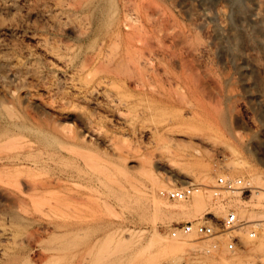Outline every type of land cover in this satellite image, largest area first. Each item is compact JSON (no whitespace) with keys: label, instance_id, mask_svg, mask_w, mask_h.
<instances>
[{"label":"rangeland","instance_id":"1","mask_svg":"<svg viewBox=\"0 0 264 264\" xmlns=\"http://www.w3.org/2000/svg\"><path fill=\"white\" fill-rule=\"evenodd\" d=\"M54 1L13 0L14 7H8L0 0V161L16 155L28 159L59 155L56 163L28 171L37 180H45L51 172L72 176V214L74 222H78L75 226L81 229L82 225V229L77 231L79 237L68 264H111L108 252L112 244L104 240L115 229L112 236L117 240L114 245L121 259L119 264H165L170 258L173 264H228L235 257L251 256L254 264H264L260 260L264 250H252L261 224L256 225L255 240L242 235L244 251H228L227 236L220 235L205 242H184L181 252L173 257L158 254L161 246L177 239L185 241L170 234L177 224L208 212L220 219L229 209L245 213L261 210L255 204L264 202V198L255 196L253 187L230 196L231 200H240L228 205L229 193L224 192L219 198L226 203L217 199L220 202L214 204L207 186L215 184L220 175L246 180L252 179L251 171H257L264 177V107L261 112L258 110V101H264L262 50L247 44L242 47L257 65L249 75L253 82L249 91L243 86L231 55L213 37L212 23L202 17L201 1L185 0L182 4L180 0H165L163 16L151 14V67L146 70L124 65L118 69L134 106L129 111L125 107L124 115L108 110L102 95L96 97L99 104L73 98L66 76L54 66L58 63L43 39L48 40V45L74 48L82 44L70 23L54 25ZM207 3L216 14L215 21L225 25L228 19L221 12H230V2ZM141 7L147 9L143 4ZM51 63L54 64L50 66ZM137 74V78L144 76L151 87L137 84ZM147 91L151 93L150 113L145 108L150 103ZM165 98L171 99L172 105L162 103ZM197 104L203 106L199 110L202 117L213 122L202 126L191 119L190 110H195L193 106ZM221 111L227 127L218 121ZM181 115L187 122L180 123ZM88 119L94 125L93 131L83 125V120ZM5 126L18 130L5 136ZM188 128L206 140H189L179 134L189 132ZM43 131L49 135L45 143L38 141ZM258 138L261 145L255 143ZM187 153H194L197 161L189 176L174 172L176 183L201 184L203 201L199 210L181 215L172 206L178 202L161 194L166 191L161 184L172 182L168 167L157 161ZM234 164H245L249 169ZM10 172L12 169L0 162V181H7L6 174ZM153 194L170 207L154 208ZM179 214L180 218H174ZM240 219L259 222L251 217ZM29 231L30 227H25L22 233L28 235ZM156 234L159 238L154 242ZM213 242L217 247L207 252L205 249Z\"/></svg>","mask_w":264,"mask_h":264},{"label":"bare ground","instance_id":"2","mask_svg":"<svg viewBox=\"0 0 264 264\" xmlns=\"http://www.w3.org/2000/svg\"><path fill=\"white\" fill-rule=\"evenodd\" d=\"M164 1H54V25L61 27L63 24L70 23L77 41L82 44L74 48L58 44L48 45V40L43 39V44L53 54L58 63H51L50 66L54 64L56 68L63 71L64 74L62 71L61 73L66 76L65 83L73 91V98L95 102L96 97L102 95L105 99L104 106L112 112L116 111L126 115L123 113L125 107L128 111L132 108L134 109L132 95L127 90L126 80L119 74L118 69L124 65H133L134 68H146V70L151 67V14L163 16ZM180 1L182 4L185 2V0ZM200 1L202 5L201 15L206 21L212 23L213 37L231 55L234 66L241 76L240 79L243 86L250 91L253 82L249 79V75L253 73L257 65L246 55L242 47L247 44L250 47L260 48L264 53V0H228L230 2V12H221L228 19L225 25L215 21L216 14L209 10L207 0ZM139 2L140 5L137 4ZM3 4L8 7H14L13 0H3ZM142 4L147 7L146 10L142 9ZM83 13L84 17H80ZM135 81L141 86L151 87V83H148L142 75ZM147 93L149 94L150 103L145 108L150 113L151 93L149 91ZM161 101L164 104L169 103L172 105V101L169 98ZM95 103L99 104L98 102ZM258 103V110L261 112L264 107V101H258ZM193 107H196V109H191L190 115L195 123L203 126L205 125L204 123L210 124L213 122L202 117L203 114L199 112L200 109H203L202 105L197 104V106ZM219 113L217 115L218 121L227 127L228 121L225 114L222 111ZM179 119L180 123H183L187 118L181 115ZM65 125L64 127L61 124L59 126H62V129H66V127L70 129L69 126L66 125L65 127ZM83 125L87 131H93L92 127L94 125H91L89 119L83 120ZM4 128L6 133L3 134L5 136H12L18 130L16 127L10 126H5ZM25 128H27V125ZM188 131L179 134L185 135L189 140H206L202 134L201 136L200 133L193 132L195 130L190 132L188 128ZM39 134H41V140L38 141L41 143L48 141L49 135L47 131ZM107 141H110V139ZM255 143L261 145L262 140L258 138ZM58 157L59 155L57 154H49L37 159H28L27 156L22 155H16L10 159L1 158L3 159L0 161L1 165H8L13 172L6 174L7 181H0V264H56V262L63 259H67L64 264L69 263L74 242L79 237L77 233L82 229V225H79L81 229H77L78 222H74V214H72L74 200L72 176L68 173L51 172L45 180H37L28 171L35 169L37 166H50L57 162ZM196 161L197 158L194 153H187L180 158L160 159L157 161L158 164L168 167L166 168V171L170 173L168 179L172 182V184H161L160 187L167 191L179 185L176 183L178 178L174 175V172L189 176L192 174L191 169H193L192 167H194ZM234 165L235 167L249 169V166L245 164ZM250 175L252 179L249 178L246 181H248L251 188L253 187L251 189L253 194L258 198H264V177L257 171H251ZM205 177H208V175H205ZM237 192L239 191L229 194L226 192L228 194L226 200L228 205L231 202L240 200L239 198L233 200L229 198ZM223 193L220 192L219 195L212 197L214 204L225 201V199H219ZM201 194H203L202 190L196 191L186 200H171L178 202L174 205L172 204V206L181 215L188 212V210L197 211L203 201ZM152 196L154 208H158L160 205L170 207L159 195L153 194ZM226 201L223 203H226ZM255 206L261 209L258 213H245L237 209L232 210L238 218L251 217L255 221H259L255 222V224L258 226L261 224L262 230H260L259 238L253 244L252 250L263 251L264 202L256 203ZM180 214L174 218H180ZM75 223L77 224L76 226ZM25 227H30L28 235L22 233ZM113 233H107L110 235H107L108 237H105L106 240L104 241L107 244H112L108 252L110 253L109 262L111 264H119L121 259L114 245L117 240L113 239ZM156 236L154 242L159 238L157 234ZM181 237L185 238V241L183 239L182 241L180 239L177 241V239L175 242L169 243L168 246H161L158 254L165 258L179 254L184 247L182 244L191 242L189 237ZM212 247L213 244L210 248ZM251 257H235L229 263L254 264V261L250 260ZM170 259H167L165 264H173ZM260 260L264 263V256H260Z\"/></svg>","mask_w":264,"mask_h":264},{"label":"built area","instance_id":"3","mask_svg":"<svg viewBox=\"0 0 264 264\" xmlns=\"http://www.w3.org/2000/svg\"><path fill=\"white\" fill-rule=\"evenodd\" d=\"M250 184L241 177H226L220 175L216 177L215 184L207 186L211 191L212 197L219 195L220 192L234 193L236 191L245 192L249 190ZM203 190V186L199 183L190 182L183 185H177L170 190H163L161 194L169 200H186L190 198L196 191ZM254 221L243 220L231 209L228 213L216 219L210 212L195 220H187L175 225L171 229L172 237L186 236L192 242H205L212 238L226 235V249L230 252L244 251L245 245L242 241V235L250 240H255L258 235V227ZM217 247L213 242V247L205 249L207 252Z\"/></svg>","mask_w":264,"mask_h":264}]
</instances>
